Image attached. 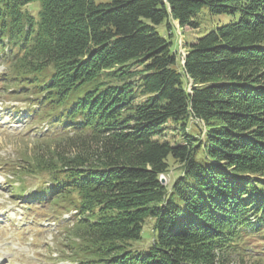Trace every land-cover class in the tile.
<instances>
[{"label":"trees","instance_id":"1","mask_svg":"<svg viewBox=\"0 0 264 264\" xmlns=\"http://www.w3.org/2000/svg\"><path fill=\"white\" fill-rule=\"evenodd\" d=\"M201 7L232 20L181 65L174 22L196 29ZM0 59L44 127L9 183L26 210L73 213V264H225L264 226V0H0Z\"/></svg>","mask_w":264,"mask_h":264},{"label":"rangeland","instance_id":"2","mask_svg":"<svg viewBox=\"0 0 264 264\" xmlns=\"http://www.w3.org/2000/svg\"><path fill=\"white\" fill-rule=\"evenodd\" d=\"M108 1L94 0L97 4ZM38 6V3H32L25 9L35 14ZM193 20L198 24L196 29L185 27L179 31L176 28L174 41L178 62L182 61L185 44L232 19L224 14L210 15L201 7L197 9ZM155 30L161 36L166 35L163 24L155 27ZM5 74L6 65L0 59V264H73L69 257L71 251L66 246L67 230L74 222V217L71 216L73 213L65 214L59 209L50 211L47 207L36 204L30 205L31 210H26L28 201L17 200L13 193L15 185L9 183L6 165L18 164L25 153L29 154L38 145L32 143L31 136L44 127L38 123L28 124L24 116L25 105L20 103L19 97L10 94L11 90L4 89L7 88L4 83ZM12 108H17L18 113L11 112ZM190 126H187L188 130ZM164 128L161 140L171 144L181 142L178 126L168 123ZM170 165L169 173L162 177L163 183L167 185L179 175L177 167L172 166L171 162ZM25 183L27 190L24 196L36 188L35 181L31 179ZM151 227L152 223H147L144 230L148 233ZM240 240L239 247L231 250V254L223 260L224 263L264 264V226L258 232L247 230Z\"/></svg>","mask_w":264,"mask_h":264},{"label":"water","instance_id":"3","mask_svg":"<svg viewBox=\"0 0 264 264\" xmlns=\"http://www.w3.org/2000/svg\"><path fill=\"white\" fill-rule=\"evenodd\" d=\"M174 25H175L176 28H178V24H177L176 22H174ZM184 58H185V53H184L183 56H182V62H181V65H184V61H183Z\"/></svg>","mask_w":264,"mask_h":264}]
</instances>
